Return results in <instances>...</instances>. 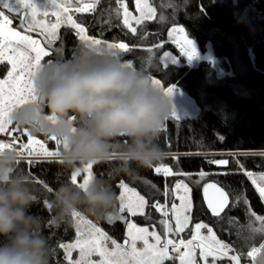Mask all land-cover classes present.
Listing matches in <instances>:
<instances>
[{"label": "trees", "instance_id": "1", "mask_svg": "<svg viewBox=\"0 0 264 264\" xmlns=\"http://www.w3.org/2000/svg\"><path fill=\"white\" fill-rule=\"evenodd\" d=\"M133 1L128 0L129 6L134 5ZM151 2L157 8V19L145 22L148 35L143 40L140 39L141 28L144 27L142 25L137 26L138 33L133 36L113 17V23H120L121 26L112 27L110 30L105 26L101 36L100 26L97 24L93 27L95 21L92 14L87 12L74 14L78 23H83L89 28L88 35L109 42L140 44L144 48L153 47L155 55L152 57L151 76L158 78L165 86H180L198 104L200 110L192 117L182 118L179 121L170 117L160 137V144L168 153L162 164L170 167L173 172L190 174L192 180L184 175L164 177L155 174L154 167L161 164L150 169H139L132 176L123 174L113 176L111 164H97L92 169L95 178L108 180L117 197L120 194L118 185L123 180L138 189L149 200L150 205L156 200L160 203L165 201L163 192L166 184L169 190L174 182L184 180L191 188L193 222L190 225L203 221L215 227L213 218L207 212L203 201L202 187L193 183L199 179L198 173L203 170L209 175L205 181H201V185L215 181L225 187L230 195L242 196L239 206L229 213L231 216L238 217L241 222L245 221L248 209L243 197H246L252 211L264 215V202L258 191L250 180L237 170L234 157L231 155L235 153V159H238L246 170L254 173L264 172V156L257 154L264 152V0H151ZM169 3L173 5L175 11L161 7L162 4ZM107 6L108 0H103L99 8H107ZM112 7H115L114 0ZM161 14L165 16L164 21L159 20ZM174 24L185 26L188 35L202 51H205L207 44L210 43L221 66L226 71H231V74L219 76L212 63L206 59L195 65L187 61L170 64L166 70H163L159 58L162 52L172 49L178 54L173 43L168 42L169 28ZM60 35L64 48L62 58H69L81 42L66 26L61 28ZM160 43H163L164 47L155 48V45ZM59 46L61 41H57L54 45V47ZM149 55L146 50L137 49L129 54L121 53L120 59L130 60L136 68H141L142 59H146ZM49 59L58 60L61 57L53 51L51 56L44 58V63ZM158 67L161 70H155ZM37 136L42 140L47 139L44 136ZM123 139L125 138H121V141ZM48 146L53 148L54 143H49ZM209 159H227L229 164L227 166L209 164L207 162ZM33 160L37 162L32 165L26 162L27 159H23L20 163V167L29 176L37 196V202L30 211L44 220V235L48 238L53 253L51 264H66L63 260L64 252L58 244L75 238L74 220L72 218L70 222L50 225L48 220L54 213L44 201L48 202L54 190L61 184L71 183L72 173L63 166L59 156ZM225 172L235 174H220ZM37 180L44 181L52 192H48L36 182ZM143 181H151L160 191L155 192ZM79 182L81 178L78 177ZM84 214L107 231L116 234L118 239L124 237L123 221L109 222L107 217L97 220ZM149 214L156 217L157 211L148 207L145 215ZM133 218L141 223L148 222L142 216ZM217 234L227 243L237 241L235 235L230 236L219 231ZM188 237L190 231L185 234V238ZM259 244L260 240L257 239L255 246ZM249 250L250 248L244 249L245 252ZM246 259L247 257H242V260ZM176 264H179L178 261Z\"/></svg>", "mask_w": 264, "mask_h": 264}, {"label": "snow or ice", "instance_id": "2", "mask_svg": "<svg viewBox=\"0 0 264 264\" xmlns=\"http://www.w3.org/2000/svg\"><path fill=\"white\" fill-rule=\"evenodd\" d=\"M114 2V8L112 0H108L107 8H99L103 0H87V2L78 0L75 5L72 0H0V65L10 66V69L6 70V78L0 79V134H3L0 137V150L15 149L23 158H29L26 161L29 165L37 162L31 159L32 157L54 158L61 153V146L63 147L61 141L55 137L40 140L28 129L15 127L10 117L14 110L37 99L33 78L36 71L45 64L42 63V59L51 56L53 51L62 58L64 48L62 37L58 31L62 25L72 30L79 42L93 46L99 56L120 59L121 53L129 54L137 49L146 50L150 55L146 59H142L141 69L151 76L152 57L155 55L153 47L144 48L140 44L108 42L96 38L94 35H88L89 28L83 23H78L72 15L68 14L73 9L75 13L92 14L95 21L93 27L97 24L100 26L101 36H103L105 26L109 30L112 27L121 26L120 23H113V17L115 21L121 22L123 28L133 36L138 33L134 24L142 25L144 27L141 28L140 39H145L148 35L145 22L157 19V8L149 0H135L136 11L139 15L134 16L129 11L127 0H114ZM161 7L175 11L171 3L162 4ZM50 15L55 17V22L48 20L46 23L45 18ZM159 20L164 21L165 16L161 14ZM33 33L42 39L34 38ZM57 41H61V46L53 47ZM168 42L175 44L179 53L178 55H173L168 51L162 53L159 58L162 61L163 70H166L170 64L177 63L180 55L186 56L189 62L198 56L195 42L189 38L183 27H172L168 33ZM163 47V43L155 45V48ZM51 61L49 59L46 63H51ZM125 66L136 68L132 61H126ZM155 70L159 71L161 68L158 67ZM152 80L154 84L164 89L166 95L173 96L174 85L165 89L160 80L153 78ZM172 117L177 121L180 120L174 107ZM72 119L77 121L75 116ZM121 142H126V138ZM49 143H54L55 150H49ZM241 154L246 155L245 153ZM257 154L264 156V152ZM231 155L234 157L237 170L250 180L264 201V172L254 173L246 170L244 165L235 159L236 154ZM60 162L62 163V161ZM207 162L223 166L229 164L227 159H209ZM92 169V164L78 168L71 174V183L77 187L86 188L89 182L95 179ZM153 170L155 174L164 177L184 175L192 180L190 174L173 172L170 167L163 164L155 166ZM82 173H84L83 176ZM220 174L232 175L235 173ZM208 175L209 173L201 170L198 173L199 179L193 183L202 187L203 201L207 212L213 218L215 227L198 221L194 223L190 238H180V234L185 232L189 224L193 222L191 188L183 180L175 183L171 193L166 184L163 192L166 202L161 204L159 200H156L151 205L144 195L121 180L118 185L122 189L118 197L120 206L118 210L110 213L107 219L109 222L124 221L127 226V239L123 244L118 243L102 228L77 212L73 214V218L77 222L74 242L58 244V247L64 252L63 260L66 264H166V262L176 264L177 261L179 264H220V262L241 264L242 257L255 259L257 253H264V215L252 211L246 197H243V202L248 209L245 221L241 222L238 217L231 216L229 213L239 206L242 196L230 195L225 187H222L218 182H206L201 185V181H205ZM78 177L81 178L79 183ZM36 182L48 192H52V189L44 181L37 180ZM143 182L155 192L160 191L151 181ZM176 200H179V204L176 203ZM44 203L50 209L46 200ZM148 207L162 216L159 224L163 229V239L160 233L149 232L146 227H138L135 223L128 222L129 216H142L146 220L151 219L150 214L145 215V209ZM125 213L128 216H125ZM217 231L230 236L235 235L237 241L227 243L220 239ZM171 233H175V237L178 239L167 238ZM150 237L154 242H150ZM257 239L260 240L258 247L255 246ZM138 241L142 242L141 247L137 246ZM245 248H250V250L245 252ZM74 251H78L77 259L72 258ZM93 257L98 259H93Z\"/></svg>", "mask_w": 264, "mask_h": 264}, {"label": "clouds", "instance_id": "3", "mask_svg": "<svg viewBox=\"0 0 264 264\" xmlns=\"http://www.w3.org/2000/svg\"><path fill=\"white\" fill-rule=\"evenodd\" d=\"M33 86L37 99L14 110L11 121L34 136L61 141L59 159L71 173L88 164H111L113 176H132L166 159L160 137L173 105L141 68L99 56L81 43L71 57L37 70ZM22 160L15 149L0 150V264H51L44 220L30 211L37 196ZM48 204L54 213L48 223L60 225L77 212L103 220L117 208L118 197L108 180L95 178L86 188L61 184Z\"/></svg>", "mask_w": 264, "mask_h": 264}, {"label": "rangeland", "instance_id": "4", "mask_svg": "<svg viewBox=\"0 0 264 264\" xmlns=\"http://www.w3.org/2000/svg\"><path fill=\"white\" fill-rule=\"evenodd\" d=\"M72 2H73V5H75V3H77L78 2V0H72ZM85 2H87V0H85ZM134 2V5L133 6H129V3H128V0H127V4H128V8H129V11L130 12H132V14L134 15V16H138L139 15V13L136 11V6H135V0L133 1ZM149 2L150 3H152L151 2V0H149ZM153 4V3H152ZM154 6V5H153ZM75 12H74V9L73 10H71L68 14L69 15H72L73 16V19H75V14H74ZM48 20H51L52 22H55V17H52L51 15L49 16V17H47V18H45V22L47 23L48 22ZM76 20V19H75ZM133 24H134V22H133ZM14 27H15V23H14V25H13ZM64 25H62L61 27H60V29L58 30L59 31V33H60V30H61V28L63 27ZM134 26H138V25H135L134 24ZM172 27H183L184 28V30H185V32L187 33V31H186V28H185V26H183V25H181V24H174V25H172L170 28H169V31L171 30V28ZM188 34V33H187ZM33 36H34V38H37V39H42V37H39V36H37L35 33H33ZM189 36V35H188ZM178 39H179V37H177ZM189 38L190 39H192L190 36H189ZM193 40V39H192ZM194 41V40H193ZM109 42V41H108ZM195 42V41H194ZM174 46H175V48H176V45L175 44H173ZM195 46H196V48H197V52H198V56L197 57H195V58H193L192 59V61L191 62H189L188 61V58L186 57V56H183V55H180L179 57H178V61H177V63L176 64H181L182 63V61H187L188 63H190V64H192V65H195V64H198L201 60H204V59H206V60H209L211 63H212V65H213V67L216 69V71H217V74L219 75V76H224V75H226V74H231V71H226L222 66H221V64H220V61H219V59L216 57V55L214 54V51H213V48H212V45L210 44V43H208L207 44V47H206V50L205 51H202L201 49H200V47H199V45L195 42ZM54 47V46H53ZM177 50H178V53H179V49L178 48H176ZM165 51H168V52H171L173 55H178L176 52H174L175 50H172V49H167V50H165ZM164 52V51H163ZM162 52V53H163ZM162 55V54H161ZM45 58V57H44ZM44 58L42 59V63H44ZM126 61H130V60H126ZM126 61H124V62H126ZM161 61V60H160ZM162 62V61H161ZM10 69V66H5V65H0V79H3V78H6V70H9ZM152 78L153 79H158V78H156V77H153L152 76ZM159 80V79H158ZM161 82V81H160ZM161 85H162V87L163 88H167V87H170V86H173V85H168V86H165V85H163V83L161 82ZM175 86V92H174V94H173V96L172 97H170V100H171V102H172V105H173V107L175 108V110H176V113H177V115L180 117V119H182V118H186V117H192V116H194V115H196L198 112H199V110H200V107L198 106V104L195 102V100L183 89V88H181L180 86H177V85H174ZM172 117V116H171ZM3 136V134H0V137H2ZM36 137L37 138H39L40 140H42L39 136H37L36 135ZM34 148L36 147V146H33ZM48 148H49V150H55V145L53 146V148H51V147H49L48 146ZM61 151H62V146H61ZM38 158H42V157H32L31 159H38ZM23 159H29V158H27V157H25V158H23ZM167 166V165H166ZM260 173V172H259ZM84 175V173H82V176ZM178 181H180V180H178ZM178 181H176V182H178ZM184 181V180H183ZM125 182V181H124ZM176 182H174L173 184H172V186H171V188L169 189V192H171L173 189H174V187H175V183ZM126 183V182H125ZM184 183H186V181H184ZM128 184V183H127ZM129 185V184H128ZM130 186V185H129ZM130 187H132V186H130ZM190 187V186H189ZM132 188H134V187H132ZM136 189V188H135ZM137 191H138V189H136ZM121 191H122V189H120V193H121ZM139 192V191H138ZM141 195H143V194H141ZM191 195V194H190ZM119 196H120V194H119ZM191 200H192V197H191ZM118 201H119V199H118ZM166 201H164L163 203H161V204H164ZM264 202V201H263ZM176 203L177 204H179V200H176ZM119 206H120V203L118 204V207H117V209L116 210H118V208H119ZM169 207H170V203H169ZM115 210V211H116ZM114 211V212H115ZM147 213V208L145 209V214ZM83 216H85V217H87L84 213H81ZM125 216H128V214L127 213H125L124 214ZM87 219H89L88 217H87ZM160 219H162V216H161V214L160 213H158L157 212V215H156V217H155V215H152L151 214V219H149L148 220V222H146V223H141V222H139V221H137L135 218H133V217H128V222H132V223H135L138 227H146V228H148V230H149V232H153V231H155V232H157V233H160V234H162V239H163V229H162V227H161V225L159 224V221H160ZM73 220H74V224H75V229H76V227H77V222H76V219H74L73 218ZM89 220H91V219H89ZM108 220V219H107ZM92 221V220H91ZM115 221H118V220H113L112 222H115ZM93 222V221H92ZM124 222V221H123ZM93 223H95L98 227H100V228H102L107 234H108V236H110L112 239H115L118 243H121V244H123L124 243V241L127 239V226H126V223H125V232H124V237L122 238V239H118L117 237H116V234H113V233H111V232H109V231H107L105 228H103L102 226H100L99 224H97L96 222H93ZM173 224H174V221H173ZM194 226V225H193ZM193 226H191L190 224H189V226H188V228L185 230V232H183V233H181L180 234V238H185V234L187 233V232H191V230L193 229ZM203 231V230H202ZM75 238H76V236H75ZM75 238L73 239V240H71V241H68V242H66V243H71V242H74V240H75ZM167 238H170V239H178L177 237H175V233H171V234H168V237ZM188 238H190V237H188ZM150 239V242H154V240H153V238H149ZM141 245H142V242H137V246L138 247H141ZM109 247H111V245H109ZM258 247V246H257ZM261 257H264V253H257V255H256V257H255V259H252V258H248L247 257V259L246 260H242L241 259V264H257V260L258 259H260ZM73 259H77L78 258V251H74L73 252V257H72ZM197 258L199 259V252L197 251ZM93 259H98L97 257H93ZM179 263V262H178ZM220 264H226V262H220Z\"/></svg>", "mask_w": 264, "mask_h": 264}, {"label": "water", "instance_id": "5", "mask_svg": "<svg viewBox=\"0 0 264 264\" xmlns=\"http://www.w3.org/2000/svg\"><path fill=\"white\" fill-rule=\"evenodd\" d=\"M210 182H215V181H210Z\"/></svg>", "mask_w": 264, "mask_h": 264}, {"label": "built area", "instance_id": "6", "mask_svg": "<svg viewBox=\"0 0 264 264\" xmlns=\"http://www.w3.org/2000/svg\"><path fill=\"white\" fill-rule=\"evenodd\" d=\"M182 251H183V249H182Z\"/></svg>", "mask_w": 264, "mask_h": 264}]
</instances>
